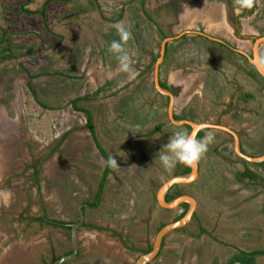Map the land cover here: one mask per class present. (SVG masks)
I'll use <instances>...</instances> for the list:
<instances>
[{"label":"rangeland","instance_id":"rangeland-1","mask_svg":"<svg viewBox=\"0 0 264 264\" xmlns=\"http://www.w3.org/2000/svg\"><path fill=\"white\" fill-rule=\"evenodd\" d=\"M220 2L0 0V41L5 37V29L10 43L3 42L2 48L10 47L13 55L12 59H0V199L3 197L5 205L11 208L8 216L0 211V228L6 226L8 229L2 230L9 231L8 236L0 234V239L16 240L14 232L26 240L35 234L55 242L59 254L72 249L61 228L29 225L19 218V213L26 209L28 215L48 214L75 222L80 216V205L87 199L94 200L108 162L87 125V112H90L98 141L118 165L105 183L97 208L86 207V218L95 223L120 224L145 247L148 243L152 245L158 230L177 214V210L159 207L155 197L163 182L175 175L178 166L165 170L156 159L175 128L168 117L167 100L156 91L154 65L150 62L149 70L141 66L149 63L147 59L152 53L158 55L163 30L168 35L176 34L180 29L205 21L202 14L221 15L226 11ZM257 12L259 16L261 10ZM120 13L121 21H109V17ZM136 14L142 18L140 32H143L138 46L132 24ZM120 23L132 33L124 48L132 58L134 78L120 71L118 61L108 51L110 43L119 39L116 25ZM260 24L264 25V20ZM239 45L244 49V44ZM29 47L33 50L30 55L26 51ZM179 55L183 56L168 61L172 82L173 70L186 63V54L179 51ZM188 56L193 63H204L201 71L210 72L213 81L218 86L222 84L219 89L223 91L225 105L234 91L232 86L255 90L261 103L245 107L246 114L250 112L257 118L255 121L248 123L243 119L242 124L233 123L231 111H227L223 121L242 130L247 153L264 154V122L259 120L264 119V82L259 88L225 63L218 65L197 47ZM82 98L76 105L86 112L75 105ZM180 106L176 102V109ZM215 108L212 107L208 116H215ZM161 124H165L164 128L154 132ZM20 140L23 143L16 146ZM20 150L25 152L22 155L26 161L34 160L33 154L41 162L47 160L38 175L22 162ZM226 154L220 160L207 148L200 159L199 177L189 186L198 200L200 218L190 222L187 233L168 234L160 256L150 264H213L215 260L226 264L236 251L264 249V217L260 215L264 176L253 182L238 178L242 162L235 155ZM251 167L259 169L254 164ZM91 235L86 228L79 231L84 249L80 260L90 258L87 246L91 245ZM122 253L125 260L124 256L121 259L134 264L142 251L128 252L122 248ZM260 262L264 264V255ZM105 264L116 263L109 259Z\"/></svg>","mask_w":264,"mask_h":264},{"label":"flooded vegetation","instance_id":"flooded-vegetation-1","mask_svg":"<svg viewBox=\"0 0 264 264\" xmlns=\"http://www.w3.org/2000/svg\"><path fill=\"white\" fill-rule=\"evenodd\" d=\"M220 1H221L220 3H222V5L224 6L223 8L226 12H224L221 15L218 14L217 16L216 15L210 16L208 14H202L203 20L205 21H199L197 22L195 26H191L186 29H180L179 32L176 34H172V35L165 34L167 30L162 31V29H160L162 27L159 25L160 27L159 30L163 32L162 34L163 39L158 49V53H157L158 55L156 56L152 53L150 56H148L147 61L149 63L146 64L145 67L141 66V68H143L144 70H149L153 64L154 72H155V66H156L158 59L161 56V49H162V45L164 41L170 38L172 39V40H168L166 43L165 55H164L163 61L160 64L159 79H160L161 86L167 89L168 91H170L175 96V103H174L175 117L177 119H186V120H191L195 122L211 123L215 125L214 128H204L200 130L197 135V139H203L208 134L213 135L215 138V141L211 142L208 145L209 149H211V154L218 156V157H223V159L227 156L226 152H228L229 154L235 155L238 159L241 160L242 166H243V168L240 169L239 172H237L239 174L238 178H241V179L246 178V179H249L250 182H253L254 180H257L258 178L263 179V177H260L257 175L258 178L252 180L250 177L246 175L248 169L251 172H255L254 169L251 167L249 162H244L245 160L241 158L240 156H238L237 153L235 152L234 135L231 132L224 130L220 127L226 126V127H229L231 130L235 131L239 137L242 151L246 154H249L246 152V150L243 147L244 139L242 136V130H240L233 124H228L227 122H224L223 116L226 115V113H228L227 111L229 112L231 111L230 118L233 121V123L240 121V123L242 124L243 119H245L248 123L255 121L257 118H255L253 114L250 112L249 114L247 113L248 114L247 115L245 112V107L250 104L259 106V103L261 102L259 100L258 95L253 89H245L244 87H242V85L241 86L234 85L232 86L234 91L232 92L231 97L229 98V101L225 105L222 101L224 98L222 94L223 91L219 89L222 87V84L218 86L217 85L218 82L217 83L214 82L213 79L210 77L211 76L210 72L201 71V67L203 66L204 63L203 64L197 63V62L193 63V61L189 59L188 53L192 49L197 47L199 51L205 52L209 58H213L215 61H217L218 65H224L222 63H225V65L228 68L232 67L234 69V72L236 73L238 72L239 74L245 75L252 81V83L257 84L258 87L260 88V85L264 82V78L257 71L256 67L252 63H250L248 56L253 57V52H254L253 44L256 38L264 36V29L261 28L262 26L264 28V25L260 24V26H258V22L260 20L261 22L264 20V17H263L264 16L263 15L264 14V0H255L254 7L252 9L241 10L239 13L234 11V7H235L234 0H220ZM258 10H261V14L259 15L260 17L256 15V13H258L257 12ZM134 16H135L134 21L132 22V24L134 25L133 26V32H134L133 37L136 41V45L138 46V44L141 41V38L143 37V32L142 31L140 32V29L142 28V18L138 14ZM122 17L123 16L120 13L113 17H109V21L119 22L121 21ZM128 18L129 20H131L130 15H128ZM249 19H252L251 22H248ZM151 22L153 21L151 20ZM153 23H151V25ZM232 38H234V40L237 41L238 43L235 44ZM239 43L244 44V47L242 48L246 50L240 49ZM189 47H191L192 49H190ZM1 49L2 48H0V59H7V58H4L7 54L12 55V52L9 54V52L8 53L7 51L4 52ZM30 49H32V47H29L26 49L28 55L32 54L33 52V50L29 52ZM239 50L245 51L247 55L242 54L241 52H239ZM179 51L186 54V56L184 55V57H186V61H185L186 63H184L183 65L173 70V73H175V75H174V79L172 82L170 80L171 75L167 71L169 69L168 61L174 56L176 57L183 56V55H179ZM147 52L148 50L144 51V54L146 53L147 55ZM259 52L261 54L262 59L264 60V43L259 47ZM143 55L141 56V58L143 57ZM12 57L8 59H12ZM150 62H152V64H150ZM149 65L151 66L148 67ZM217 67L219 68V66ZM166 71L167 73H165ZM196 71H197V75H196ZM164 73H165V78H164ZM154 85H155V82H154ZM155 88H156V85H155ZM263 89H264V86H263ZM156 91L167 100L168 107H169L170 96L160 93L157 89ZM199 98H201V102H198L200 100ZM196 101L198 102V104L196 103ZM176 102L177 103L179 102V105H181L178 109H176ZM213 106L216 107L215 109H217V111L213 112L215 116L211 117V116H208V114H209V111L211 112ZM206 107L208 109H206ZM259 120L261 121V123L264 122V119H259ZM164 126L165 124H162L161 129H163ZM178 127L182 128L183 130H187L190 133L192 131L191 127L187 124L174 125L175 131L178 130ZM258 129L261 130V128H258ZM17 142H20V143H17L16 146H19L20 144L23 143L22 140L17 141ZM23 153L25 154V152L21 150L18 153L23 158L22 162L25 163L27 168L29 166H30L29 168H32L35 176L38 175L40 173L41 168L44 169L45 163L47 160H44V162H41L38 157H35L37 155L33 154L32 157H34L35 159L34 160L29 159L26 161V158L24 157L25 155H22ZM17 158L19 159V157ZM235 163L236 162H234V164ZM201 165L202 164L199 161V168L201 167ZM188 168L189 167L178 165V169L175 175L185 174V173L190 172L191 168L187 170ZM112 171L107 176L106 181L109 179ZM191 184L192 183L174 185L167 193V196H166L167 200H168V196H172L171 200H173L179 197L180 195H184V194L192 195V192L190 191V187H189ZM102 194L100 195V199L98 201H97L98 193H96L94 200L89 201L87 199L81 205H86V206H83V208L90 207V208L96 209L97 206L102 201V196H103ZM12 198H13L12 200H14V197ZM155 199H156V202L158 203L156 197ZM1 201H4V200L2 199ZM12 203L14 202L12 201ZM96 203H98V205H95ZM11 204L10 206H13ZM4 205L5 203H2L0 207L3 206V209H6V210L2 209L0 211L2 212V214H5L6 216H8L7 213L11 211V208L10 207L8 208L9 204H7V206L6 205L4 206ZM186 205L187 204H181L176 209H167V210H177V214L174 217L173 221L181 218L180 217L181 214L184 215L186 213L187 207H188V205L187 206ZM5 207H7L8 209ZM159 207L161 206L159 205ZM27 212L28 211L26 209L21 210L19 213V218H23V220H26L29 225L34 223V224H37L36 226L40 225L42 227L43 225L50 226V227L52 226L59 227L65 232L66 237H68V239L70 240L72 244L71 225L73 223L79 222L80 216L78 218V221L69 222V221H64V220H60L57 218H53L51 215H48V214L46 215L43 214L42 217H39L37 214L28 215ZM260 215L264 217V203L261 206ZM199 218H200L199 213L196 212L192 220L199 219ZM189 224L190 223H188L186 226L176 231H184V233H187ZM82 228H86L87 233L89 234H97V235L103 234L104 236L106 235L109 238L117 239L119 243L118 246H120L121 248H124V250L128 252L137 251V250L142 251L143 249H147L150 247L149 246L150 243H148L146 247L142 245L141 242H139L134 236H132L130 232L123 230L122 225L121 226L120 224H117V225L110 224L109 225V224H105V223L103 224L99 222L98 223L90 222L87 220L86 214H85V220L83 224L79 227L78 235H79V231ZM2 229L7 230L8 227L5 226L3 228H0V234L8 236L9 231H3ZM3 240L4 239H0V255L5 251V248L10 247L12 242L14 241V239L8 242L3 241ZM79 244H80V248H79L78 257L75 260L73 259L71 261L65 262V264H72V262L73 264H105L106 261H108L109 259H111V261H113L116 264H120L119 262H122L123 264H127L126 262H124L123 259H121V256L120 258H115V256L113 255L105 256L103 252L96 250L94 243L87 247V251H88V254H90V258H88L85 261L80 260V256L83 254L84 249L81 246L80 241H79ZM46 245H48V248L51 249L52 254L56 253L57 245L55 242L53 243L50 240V242L46 243ZM164 245H165V240L163 242L162 249L164 248ZM151 248H152V245H151ZM258 251L264 252V249H248L247 251H244V252L254 253ZM72 252H73V244H72V249L65 252L64 255L71 254ZM237 252L238 251L234 253H237ZM239 252H242V251H239ZM160 254L157 257H159ZM263 255L264 253L256 255L257 264H261L260 261Z\"/></svg>","mask_w":264,"mask_h":264},{"label":"water","instance_id":"water-1","mask_svg":"<svg viewBox=\"0 0 264 264\" xmlns=\"http://www.w3.org/2000/svg\"><path fill=\"white\" fill-rule=\"evenodd\" d=\"M168 40H172V39L170 38V39H167L166 41H164V43L162 45V49H161V56L158 59L156 66H155L154 82L156 85V89L160 93L170 96L168 115H169V119L171 120V122L174 125H183V124L189 125L192 129L191 133L196 135V137H197L200 130H202L204 128H214L215 125H213L211 123L195 122V121L186 120V119H177L175 117V115H174L175 96L170 91H168L167 89H165L161 86L160 79H159L160 64L163 61L165 51H166V43ZM263 43H264V36L256 38V40L253 44V51H254L253 57L248 56V59H249L250 63H252L256 67V69L260 73V75L264 78V60L262 59L261 54L259 52V47ZM239 52H241L244 55H247L246 52L243 50H239ZM220 128L227 130L234 135V137H235L234 149H235V152L237 153L238 156H240L245 161L252 163V164L264 161V154L259 155V156H252V155L246 154L242 151L239 137L235 131L231 130L229 127H226V126H221ZM199 172H200V170H199V162H198V164L195 167H191L190 172L185 173V174L175 175V176L167 179L166 181H164L163 184L160 186V188L158 189V191L156 193V198H157L158 204L161 207H163L165 209H176L181 204H187L188 208H187L186 213L181 218L165 224L164 226H162L158 230V232L156 233V235L153 239L151 250L149 252L142 253L135 260L134 264H149V263H151L160 254L162 247H163V242H164L166 236L168 234L176 231V230L183 228L184 226H186L188 223L191 222L194 214L197 212V209H198L197 198L193 195L184 194V195H180L179 197H177L173 200L168 201L166 196H167V193L169 192V190L174 185L190 184V183L195 182L199 177ZM83 206H86V205H81L80 209H79L80 221L77 223H73L71 225L73 252L71 254L61 256L60 258L55 260L52 264H64L65 262L71 261V260L78 257L79 248H80L79 238H78V230H79V227L83 224V222L85 220V213H84ZM101 235H103V234H101ZM101 235H99V236H101ZM99 236L96 237V239L92 238L91 244L94 243L95 248L98 251L103 252L105 256H110V255L114 256L113 249L115 247L111 244L110 238L105 236V239L102 240V239H100Z\"/></svg>","mask_w":264,"mask_h":264},{"label":"clouds","instance_id":"clouds-1","mask_svg":"<svg viewBox=\"0 0 264 264\" xmlns=\"http://www.w3.org/2000/svg\"><path fill=\"white\" fill-rule=\"evenodd\" d=\"M254 2L255 0H234V11L239 13L241 10L252 9ZM116 30L119 39L110 43L108 51L118 61L120 71L128 73L129 78H134L132 58L124 48L131 39L132 33L123 23L117 24ZM213 140L214 136L211 134L203 139H197L196 135L178 127V130L169 137L168 142L162 146L156 159L165 170L175 169L178 165L195 167ZM109 165L117 166V160L114 157L110 158Z\"/></svg>","mask_w":264,"mask_h":264},{"label":"crops","instance_id":"crops-1","mask_svg":"<svg viewBox=\"0 0 264 264\" xmlns=\"http://www.w3.org/2000/svg\"><path fill=\"white\" fill-rule=\"evenodd\" d=\"M3 31H4V33L6 32L5 29H3ZM215 157L217 159H220V160H222V158H223V157H218V156H215ZM251 164L252 163H250V165ZM254 165H257V163H254ZM200 169H201V167L199 168V170ZM254 171H255L254 173L256 175H258L260 177L264 176V171L260 167L258 170H254ZM2 199H3V197H1V199H0L1 204L4 203V201H1ZM9 216H11V215L9 214ZM12 226H14V225H12ZM202 229H204V228H202ZM13 231H15L14 228H13L12 232ZM15 235H17L16 232H14L13 236L17 237V239L12 242L10 247H6L5 251L0 255V264H52L56 260V258H60L61 256H63L65 254V253L59 254L58 252L52 254L51 249H49L48 245H46V243H48V238L45 239V237L42 235L37 236L34 234L33 237H32V235H29V238H27L28 240H26V238H21L22 236H18V235L15 236ZM96 235L97 234H94V235L92 234L91 237L96 239V237H98L100 234L97 236ZM105 236L101 235L99 237H100V239L103 240V239H105ZM110 240H111V244L115 247L113 249V254H114L115 258H120L119 256H121V258H122L124 256V260H125V255L122 253V248L120 246H118V244H119L118 240L114 239V238H110ZM87 244H88V241H87ZM42 256H44V257H42ZM124 262H126L127 264L132 263L129 261H124ZM119 263L123 264L122 262H119ZM72 264H73V262H72Z\"/></svg>","mask_w":264,"mask_h":264},{"label":"trees","instance_id":"trees-1","mask_svg":"<svg viewBox=\"0 0 264 264\" xmlns=\"http://www.w3.org/2000/svg\"><path fill=\"white\" fill-rule=\"evenodd\" d=\"M51 1V0H49ZM95 1V0H93ZM49 3V2H48ZM47 3V4H48ZM141 5H144V1L141 2ZM46 11V9H45ZM45 11H43V15H45ZM7 32V31H6ZM4 33V39H2V41H0V48H2V44L3 42H8L10 43V39L8 38V32L7 33ZM3 50L4 52L7 51V53L9 52L10 54V47L9 49H1ZM32 49L29 50V52H31ZM12 57V55H6L4 58H10ZM86 98V97H85ZM84 98L82 99H78L75 101V105L77 104V102H79L80 100H83ZM77 106V105H76ZM77 109L81 110V111H85V109H82V108H79L78 106L76 107ZM88 113V127L91 129V132H92V135L94 137V139L96 140L98 146H99V149H100V152L103 154V156L106 158V160L108 161V165H107V168L105 170V173H104V176H103V179L101 181V184H100V188H99V191H98V198H97V201L100 199V195L102 194L103 190H104V186H105V183H106V179H107V176L109 175V173L116 167V166H111L109 165V159L112 158V156L104 149V147L101 145V143L98 141V137L96 135V127H95V124H94V120H93V116L90 112H87ZM162 128V124L159 125L155 130L154 132H157L158 130H160ZM65 139V136L63 137L62 141ZM62 142L59 143V145L61 144ZM58 145V147H59ZM246 162V161H244ZM257 165L264 171V161L263 162H259L257 163ZM189 170V168L187 169ZM186 170V171H187ZM246 175L248 177H250L252 180L254 179H257L258 176L254 173V172H251L249 169L246 173ZM172 199V196H168V200H171ZM95 205H98V203H96ZM187 206V205H186ZM188 208V207H187ZM86 209V207L84 208V210ZM183 214L180 215V217H182ZM203 230V229H202ZM151 250V246L147 249H143V253H146V252H149ZM264 253L263 251H258V252H254V253H248V252H237V253H234L230 258L229 260L226 262V264H257V259H256V255L257 254H262ZM58 258H56L57 260ZM213 264H220L219 260H215V262Z\"/></svg>","mask_w":264,"mask_h":264},{"label":"bare ground","instance_id":"bare-ground-1","mask_svg":"<svg viewBox=\"0 0 264 264\" xmlns=\"http://www.w3.org/2000/svg\"><path fill=\"white\" fill-rule=\"evenodd\" d=\"M4 172V171H3Z\"/></svg>","mask_w":264,"mask_h":264}]
</instances>
